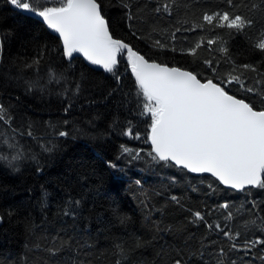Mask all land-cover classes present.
<instances>
[{
	"label": "trees",
	"instance_id": "obj_1",
	"mask_svg": "<svg viewBox=\"0 0 264 264\" xmlns=\"http://www.w3.org/2000/svg\"><path fill=\"white\" fill-rule=\"evenodd\" d=\"M31 2L36 6L58 5V0ZM98 2L114 38L128 42L150 61L194 71L201 79L212 76L204 61L213 60L214 65L219 61L218 71L223 75L231 65L225 63L218 51H209L206 43L196 57L179 51L192 47L201 36L218 37L227 42L229 54L237 63H255L264 71V55L252 46L264 31V11L260 8L250 11L251 3L261 4V0H234L241 4L235 11L255 21L244 32L205 25L204 30L177 33L174 41H170V37L177 27L190 28L201 23L205 12L230 11L226 0H175L171 17H157L152 13L147 5H154L155 0H132L133 5L140 7L132 9L137 18L131 22V31L142 39L131 35L120 0ZM150 33L153 39H161L177 51L154 48L148 38ZM45 45L48 52L40 70L22 69L21 65L31 63ZM49 68L65 73L70 84L80 80L82 73L85 76L82 95L68 113L64 111L65 100L56 94L61 85H48V93L25 92V81L40 76L42 82H46ZM8 72L19 79L0 87V103L13 106L16 125L25 129L29 123L33 125L39 141L27 136L19 139L29 154L37 155L43 170L37 172V165L31 160L22 161L19 172H13L0 162V217H3L0 264H116L115 245L131 244L133 237L146 243L131 254L129 264H170L178 256H183L187 264H205V261L216 264L221 248L225 252V264H233V261L235 264H264L260 259L264 256L262 246L248 253L231 250L230 241L222 234L209 230L204 223H190L191 213L170 199L177 196L186 207L205 213L208 223H219L226 226L225 230L239 232L237 243L242 246L245 239H264V231H261L264 228L261 223L264 189L237 192L226 189L211 177L194 176L175 166L153 162L148 155L151 148L145 143L150 117L136 114L135 78L125 58L121 57L117 66L119 84L113 74L94 71L80 59L72 60L69 67V61L62 57L57 37L37 19L15 9L8 0H0V74ZM245 75L247 82L253 85L256 74ZM114 89L109 97L108 93ZM228 90L264 108L259 97H251L238 85H230ZM65 120L67 125H64ZM129 121H132L133 135L138 134L140 139L123 135ZM49 124L66 129L77 138L54 137ZM77 129L81 131L77 133ZM52 141L57 144L56 150L41 153L39 142ZM121 145L141 150V158L132 160L128 155H121ZM109 161L117 167H109ZM210 183L214 188H209ZM73 200L81 201L77 214L65 217L63 211ZM224 203L231 206L234 214L231 221L225 219L227 211L219 208ZM113 208L129 217L126 226L115 221ZM250 220L256 223L245 227ZM26 222L34 225L32 231L26 229ZM53 236L58 242L61 238L68 241L55 256L43 250ZM37 243L41 245L40 250L34 247Z\"/></svg>",
	"mask_w": 264,
	"mask_h": 264
},
{
	"label": "snow or ice",
	"instance_id": "obj_2",
	"mask_svg": "<svg viewBox=\"0 0 264 264\" xmlns=\"http://www.w3.org/2000/svg\"><path fill=\"white\" fill-rule=\"evenodd\" d=\"M226 2L230 11L205 12L200 18L201 23L194 24L190 28L177 27L171 33L170 41L176 40L177 33L181 31L204 30L205 25L211 26L212 29L235 30L238 33L254 25L255 21L251 17L235 11L240 8V3H235L234 0H226ZM8 3L15 9L38 17L48 29L58 35L62 57L69 61V67L74 54L78 53L88 64L98 66L105 73L113 74L119 84L121 77L117 72V66L121 57L127 60V65L135 78L138 109L136 114L150 117V131L145 143L151 145L148 155L153 162H163L166 167L175 166L188 173L208 174L220 185L237 192L264 189V108H258L249 99L239 98L230 94L228 90V86L238 85L241 90L251 94V97H259V102L264 104V79H261L264 77V71H261L260 66L255 63H237L229 54L226 41H220L218 37L201 36L192 47L179 50L196 57L197 51L206 43L209 51H218L224 57L225 63L231 65L221 75L218 71L219 61L214 65L213 60H205L206 70L210 71L212 76L201 79L200 74L194 71L176 66L170 67L155 60L150 61L128 42L114 38L110 31V23L102 14V5L98 0H58V5L52 3L51 6L49 4L36 6L31 0H8ZM120 5L125 9L124 16L129 22L131 31L133 27L131 22L137 18L132 9L140 6L133 5L132 0H120ZM174 6L175 0H155L154 5L151 3L147 5L157 17L161 15L171 17ZM244 7H248V4H244ZM258 8L264 11V0H261V4L251 3L250 11ZM152 31L155 32L156 29L153 28ZM131 35L137 39L143 38L135 31H131ZM148 38L152 40V46L156 49L177 51L174 46L169 48V45L161 39H153L151 33ZM217 44L219 47L214 49L212 46ZM252 46L264 55V31H261ZM47 52L48 48L45 45L31 63L25 62L21 68L39 71L41 61ZM248 72L256 74L253 85L247 82L245 73ZM46 75V82H42L40 76L25 81V92L48 93V85L53 83L61 85L56 94L65 100L64 111L68 113L74 101L82 95L84 74H81L80 80L71 84L63 72H55L49 68ZM18 79L11 72L0 74V87L9 86L10 80ZM113 91L115 89L108 93L109 97ZM14 120L13 106L0 103V162L13 172H19L21 162L31 160L37 165L36 171L41 172L43 169L37 155L29 154L19 139L27 136L39 141L33 125L29 123L25 129L16 125ZM67 124L68 121L65 120L64 125ZM128 124L123 135L140 139L138 134L133 135L132 121ZM49 127L53 129L51 135L54 137L77 138L75 134L58 125L49 124ZM80 131L76 130L77 133ZM39 147L41 153H52L56 150L57 144L55 141L39 142ZM121 155H128L132 160H136L141 158V150H133L121 145ZM108 166L117 167L110 161ZM139 183L140 181H137V184ZM209 188H214V184L210 183ZM170 199L174 204L191 213L190 223H204L209 230L222 234L230 241L231 250L248 253L258 245L264 248V239L261 238L245 239L241 246L237 243L239 232L225 230L226 226L222 227L219 223H208L205 213L186 207L177 196L173 195ZM80 205V200L70 201L63 215L75 216L76 209ZM219 208L227 211L226 220L234 219L228 203L219 205ZM112 214L121 226H126L130 222L129 217L118 208H113ZM2 220L3 217H0V222ZM255 223V220H250L245 227L247 224ZM261 223L264 224V220ZM33 228L34 225L26 222L28 231H32ZM261 231H264V228ZM67 243L66 239L61 238L58 242V238L53 236L43 250L55 256ZM145 243L137 237H133L131 244L117 243L116 264H129L131 254L143 248ZM34 247L37 250L41 249L39 243ZM224 255V249L221 248L217 253L216 264H225ZM260 259L264 260V256ZM170 264H187V261L183 256H178L173 258ZM205 264L208 262L205 261Z\"/></svg>",
	"mask_w": 264,
	"mask_h": 264
},
{
	"label": "water",
	"instance_id": "obj_3",
	"mask_svg": "<svg viewBox=\"0 0 264 264\" xmlns=\"http://www.w3.org/2000/svg\"><path fill=\"white\" fill-rule=\"evenodd\" d=\"M22 11V13H24V14H26V15H28V16H31V17H33V18H35V19H37L40 23H42L43 24V22L38 18V17H35L33 14H30V13H27V12H24L23 10H21ZM44 25V24H43ZM45 27H46V25H44ZM46 29L52 34V35H54L55 37H57L58 38V35L56 34V33H54V32H52L50 29H48L47 27H46ZM59 39V38H58ZM74 59H80V60H82L84 63H85V65L86 66H88L90 69H92V70H94V71H99V72H104L102 69H100L98 66H93V65H90V64H88V62L87 61H85L84 59H83V57L82 56H80L78 53L77 54H74ZM73 59V60H74ZM148 145H149V147L151 148V145H150V143H148ZM179 169V168H178ZM182 170V169H181ZM184 171H186V170H184ZM187 172V171H186ZM189 174H191V175H194V176H208V177H210L208 174H193V173H189ZM212 178V177H211ZM214 179V178H213ZM223 186V185H222ZM224 187V186H223ZM226 189H228V188H226ZM229 190H232V189H229ZM233 191H235V190H233Z\"/></svg>",
	"mask_w": 264,
	"mask_h": 264
}]
</instances>
